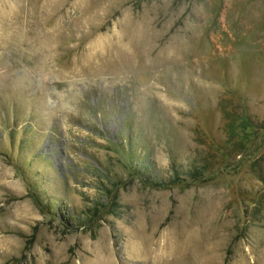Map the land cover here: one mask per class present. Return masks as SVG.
<instances>
[{
  "label": "rangeland",
  "instance_id": "1",
  "mask_svg": "<svg viewBox=\"0 0 264 264\" xmlns=\"http://www.w3.org/2000/svg\"><path fill=\"white\" fill-rule=\"evenodd\" d=\"M110 263L264 264V0H0V264Z\"/></svg>",
  "mask_w": 264,
  "mask_h": 264
},
{
  "label": "bare ground",
  "instance_id": "2",
  "mask_svg": "<svg viewBox=\"0 0 264 264\" xmlns=\"http://www.w3.org/2000/svg\"><path fill=\"white\" fill-rule=\"evenodd\" d=\"M189 243H190V241H189ZM150 255V254H149ZM110 264H112V263H110Z\"/></svg>",
  "mask_w": 264,
  "mask_h": 264
}]
</instances>
